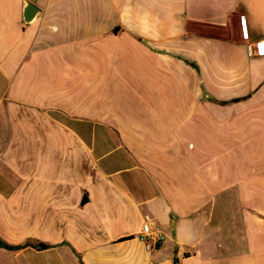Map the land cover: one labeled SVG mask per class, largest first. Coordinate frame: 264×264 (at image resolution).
Masks as SVG:
<instances>
[{
  "label": "crops",
  "instance_id": "0c3cea01",
  "mask_svg": "<svg viewBox=\"0 0 264 264\" xmlns=\"http://www.w3.org/2000/svg\"><path fill=\"white\" fill-rule=\"evenodd\" d=\"M239 15L264 36V0H0V264H264Z\"/></svg>",
  "mask_w": 264,
  "mask_h": 264
},
{
  "label": "built area",
  "instance_id": "2783aa9c",
  "mask_svg": "<svg viewBox=\"0 0 264 264\" xmlns=\"http://www.w3.org/2000/svg\"><path fill=\"white\" fill-rule=\"evenodd\" d=\"M237 30L239 39L244 43L249 57L264 55V36L260 39L252 40L242 15L237 17ZM138 235L139 239L144 242L145 248L149 251L161 247L166 239V234L152 225L151 218L148 215H145Z\"/></svg>",
  "mask_w": 264,
  "mask_h": 264
},
{
  "label": "water",
  "instance_id": "95a60500",
  "mask_svg": "<svg viewBox=\"0 0 264 264\" xmlns=\"http://www.w3.org/2000/svg\"><path fill=\"white\" fill-rule=\"evenodd\" d=\"M34 12H35V7H34V6H30V7L28 8V10H27V15H28L29 17H31V16L34 14Z\"/></svg>",
  "mask_w": 264,
  "mask_h": 264
},
{
  "label": "trees",
  "instance_id": "16d2710c",
  "mask_svg": "<svg viewBox=\"0 0 264 264\" xmlns=\"http://www.w3.org/2000/svg\"><path fill=\"white\" fill-rule=\"evenodd\" d=\"M8 248H11V249H15L16 247L15 246H11V245H6ZM38 247H41V248H45L47 247L45 244H38L37 245Z\"/></svg>",
  "mask_w": 264,
  "mask_h": 264
}]
</instances>
